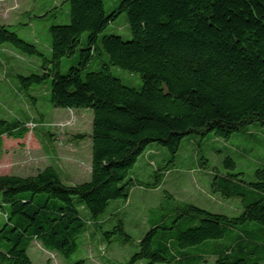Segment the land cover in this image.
<instances>
[{"label":"trees","instance_id":"trees-1","mask_svg":"<svg viewBox=\"0 0 264 264\" xmlns=\"http://www.w3.org/2000/svg\"><path fill=\"white\" fill-rule=\"evenodd\" d=\"M66 1L69 21L49 26L48 56L11 25L0 24V45L39 60L38 71L16 75L28 95L50 79L44 95L52 107L90 110V178L65 183L53 164L0 175V264H33V241L69 264H93L73 259L85 234L100 236L101 264H109L108 245L131 240L126 224L135 219L124 204L137 188L163 184L182 141L228 139L250 123L264 125V0H121L111 12L103 0ZM123 12L131 37L101 35ZM75 54L62 72V59ZM112 66L138 74L141 85L125 83ZM38 96L29 95L32 105ZM27 132L19 119H0V137ZM222 163L224 173L213 168L211 190L237 198L238 212L162 207L147 218L138 249L118 264H203L207 257L264 264V166L247 181L232 157ZM119 199L125 203L108 211Z\"/></svg>","mask_w":264,"mask_h":264},{"label":"rangeland","instance_id":"rangeland-1","mask_svg":"<svg viewBox=\"0 0 264 264\" xmlns=\"http://www.w3.org/2000/svg\"><path fill=\"white\" fill-rule=\"evenodd\" d=\"M120 1L103 0L106 12L116 9ZM68 9L66 0H0V24L13 26L19 37L35 43L48 56L49 26L68 23ZM108 33L121 35L124 39L131 37L124 12L109 23L101 35ZM85 40L86 33L82 35L81 45ZM76 57L77 54L63 58L61 71H66L74 64ZM37 62L39 60L35 57L22 55L8 45H0V119H19L28 128L22 138L0 137V175L34 174L46 165L53 164L58 167L65 183L87 181L90 178L92 114L88 109L52 107L44 95L46 88L50 89V79L28 89L31 96L40 95L36 104L32 105L31 97L23 90L16 75L38 71ZM111 72L129 85H141L138 74L115 66L111 67ZM191 139L182 141L174 163H167L166 167L171 168V171L164 176L163 184L153 190L154 193L143 186L132 192L128 206L123 199L110 202L108 211L112 205L124 204L128 213L134 215L135 221L126 224V231L131 236L129 242L114 241L108 245L109 264L124 263L129 259L148 229L149 217L161 213L162 207L167 209L192 203L211 211L229 214L239 211L237 198L227 199L211 190V174L215 167L224 173L222 161L230 156L235 161V171L242 172L245 180H252L254 170L264 166V125L250 123L228 139L212 134L202 138L195 135ZM166 154L168 160L169 154ZM203 157L206 161L202 160ZM146 171L143 169L138 172L140 180L145 179L148 174ZM151 171L158 173L162 169L152 168ZM93 236L91 238L85 234L82 237L80 251L73 255V259L87 258L93 264H101L100 251L104 249V242L98 234ZM29 256L33 264H44L46 261L49 264H69L59 254L45 250L37 241H33ZM135 264H145V261ZM203 264H213V257H207Z\"/></svg>","mask_w":264,"mask_h":264}]
</instances>
